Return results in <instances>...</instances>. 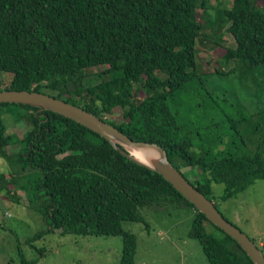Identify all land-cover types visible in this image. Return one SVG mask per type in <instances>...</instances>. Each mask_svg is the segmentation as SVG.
I'll use <instances>...</instances> for the list:
<instances>
[{
	"label": "trees",
	"instance_id": "16d2710c",
	"mask_svg": "<svg viewBox=\"0 0 264 264\" xmlns=\"http://www.w3.org/2000/svg\"><path fill=\"white\" fill-rule=\"evenodd\" d=\"M225 35L234 46L217 62L232 67H215L211 78L254 69L264 74V0H0V72L12 75L0 91L53 96L134 141L158 144L178 171L195 173L193 181L182 174L219 211L218 201L264 181V112L228 105L231 116L224 117L215 107L227 99L213 97L210 76L199 73L197 44L223 46ZM96 68H103L99 82L85 86ZM115 109L122 115L117 124L108 119ZM211 116L228 129L222 132ZM0 158L7 167L0 193L7 200L19 203L15 193L22 191L49 233L121 237L119 264H134L137 251L123 222L174 210L193 211L189 237L208 264H252L160 174L57 113L1 103ZM213 184L222 186L219 197Z\"/></svg>",
	"mask_w": 264,
	"mask_h": 264
},
{
	"label": "rangeland",
	"instance_id": "374dc122",
	"mask_svg": "<svg viewBox=\"0 0 264 264\" xmlns=\"http://www.w3.org/2000/svg\"><path fill=\"white\" fill-rule=\"evenodd\" d=\"M216 2L210 0L212 5ZM224 39L223 46L219 47H212L209 43L197 44L199 73L210 76L207 89L213 97L227 99V103H219V109L215 107V110H220L224 117L231 116L230 110L233 107L253 115L259 111L264 112V74L258 69L246 74L235 72L218 80L211 78L214 76V68L219 67L217 59L225 53L226 48L234 46L229 35H225ZM231 67L230 63L219 69L227 72ZM101 69L90 71L85 86L99 82L96 73ZM11 79L12 75L0 72L2 88L7 87ZM202 79L205 81V76ZM228 105L233 107L229 108ZM108 119L115 124L120 123V109H115ZM211 119L220 125L222 132L228 129L226 124H220L221 118L211 116ZM260 123L264 125V120ZM23 130L22 125L16 127L18 135ZM6 168L0 158V172ZM183 170L182 173L190 181L196 179L191 169ZM212 188L215 196L219 197L222 186L213 184ZM15 194L19 198L17 204L0 193V264H119L123 244L121 237L64 235L59 230L49 233L42 217L28 207L25 194L22 191ZM216 205L229 222L261 246L264 256V181L257 180L236 198L218 201ZM142 216L143 222L122 223L123 231L134 234L137 239L134 264H208L199 242L189 237L192 210L142 212ZM44 231L39 239L34 238ZM208 232L217 236L213 229Z\"/></svg>",
	"mask_w": 264,
	"mask_h": 264
},
{
	"label": "water",
	"instance_id": "95a60500",
	"mask_svg": "<svg viewBox=\"0 0 264 264\" xmlns=\"http://www.w3.org/2000/svg\"><path fill=\"white\" fill-rule=\"evenodd\" d=\"M23 104L38 108L40 111L57 113L80 124L106 139L110 145L129 160L145 166L160 174L168 181L195 209L202 213L214 226L235 240L247 254L252 264H264L263 253L255 243L238 227L229 222L217 210L213 201L200 192L168 160L165 150L156 143L134 141L124 135L114 125L100 119L94 114L64 100L40 92L1 90L0 104ZM129 150L139 152L147 157V163L137 160Z\"/></svg>",
	"mask_w": 264,
	"mask_h": 264
},
{
	"label": "bare ground",
	"instance_id": "6f19581e",
	"mask_svg": "<svg viewBox=\"0 0 264 264\" xmlns=\"http://www.w3.org/2000/svg\"><path fill=\"white\" fill-rule=\"evenodd\" d=\"M130 153L139 161L143 162V163H147V157L141 155L139 152L134 151V150H129Z\"/></svg>",
	"mask_w": 264,
	"mask_h": 264
}]
</instances>
